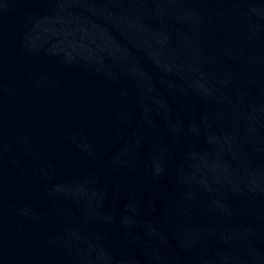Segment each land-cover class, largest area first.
I'll use <instances>...</instances> for the list:
<instances>
[{"label": "water", "instance_id": "95a60500", "mask_svg": "<svg viewBox=\"0 0 264 264\" xmlns=\"http://www.w3.org/2000/svg\"><path fill=\"white\" fill-rule=\"evenodd\" d=\"M0 264H264V0H0Z\"/></svg>", "mask_w": 264, "mask_h": 264}]
</instances>
